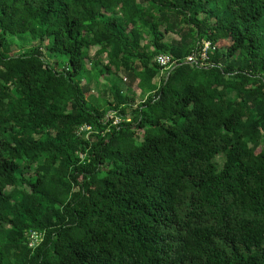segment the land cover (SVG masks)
<instances>
[{"label": "trees", "instance_id": "obj_1", "mask_svg": "<svg viewBox=\"0 0 264 264\" xmlns=\"http://www.w3.org/2000/svg\"><path fill=\"white\" fill-rule=\"evenodd\" d=\"M0 264H264V0H0Z\"/></svg>", "mask_w": 264, "mask_h": 264}, {"label": "built area", "instance_id": "obj_2", "mask_svg": "<svg viewBox=\"0 0 264 264\" xmlns=\"http://www.w3.org/2000/svg\"><path fill=\"white\" fill-rule=\"evenodd\" d=\"M210 43L206 42L204 44V47L202 48V51L198 53H193L192 55L187 57V62L189 63H194L197 66H203L204 65V60L207 58V49L209 48ZM157 64L163 68L165 72L173 69L178 62L176 60H173V58L169 55L165 54H160L156 57ZM163 71V72H164ZM91 126L90 125H85L82 126L79 129V132H89L91 131ZM36 238V237H35ZM36 242V239H31V242L29 243V246L32 247Z\"/></svg>", "mask_w": 264, "mask_h": 264}, {"label": "rangeland", "instance_id": "obj_3", "mask_svg": "<svg viewBox=\"0 0 264 264\" xmlns=\"http://www.w3.org/2000/svg\"><path fill=\"white\" fill-rule=\"evenodd\" d=\"M229 41H224L223 44L228 43ZM23 50L20 49H16V51L14 53H21ZM94 53V49L91 50V55H93ZM162 75V74H161ZM163 75H166L165 71L163 72ZM127 81L123 80L120 85L122 87V89L126 92H128L130 95L134 96V99L136 103L141 102V98H140V89H138L137 84H133V86H131V88H127ZM94 84V83H93ZM93 90L92 93L90 95V99L92 101L98 100L100 97H105L107 96L103 91H107V85L105 82H101V84H99V87L101 88V91H99L97 88H95V86H92ZM89 134H86V136H88ZM29 175H31V173L33 172H28Z\"/></svg>", "mask_w": 264, "mask_h": 264}]
</instances>
